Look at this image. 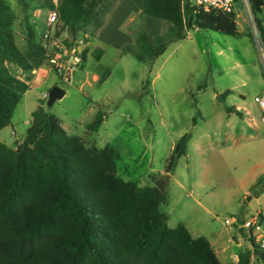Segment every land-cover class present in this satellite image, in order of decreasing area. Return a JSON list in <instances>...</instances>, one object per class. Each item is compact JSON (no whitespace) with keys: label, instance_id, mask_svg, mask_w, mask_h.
Masks as SVG:
<instances>
[{"label":"rangeland","instance_id":"374dc122","mask_svg":"<svg viewBox=\"0 0 264 264\" xmlns=\"http://www.w3.org/2000/svg\"><path fill=\"white\" fill-rule=\"evenodd\" d=\"M240 1L235 7L238 36L191 29L152 64L138 62L116 47L134 36L136 20L130 24L128 20L136 12L127 6L128 0L116 9L114 21L128 25L121 28V38L114 39V45L86 37L91 50L105 51L99 61L88 55L84 62L74 65L72 49L67 46L69 35L57 22L44 26L39 37L45 52L42 64L28 76L9 65L15 77L29 79L30 88L17 105L10 125L0 130V142L15 149L26 137L32 112L43 103L47 114L69 134L83 138L87 146L114 148L119 178L151 186L154 178L163 176L176 141L190 133L186 154L176 163L160 209L167 215L170 228L182 224L194 237L209 240L218 235L225 251L221 262L232 263L228 254H236L237 248L230 241L232 229L224 220L238 217L243 210L252 214L260 210L264 216V194L258 200L247 196L253 179L264 171V123L260 106L254 101L264 94V49L261 53L258 50L249 5ZM7 2L14 8L16 0ZM15 13L14 32L23 35L24 12L16 7ZM261 17L264 25V10ZM146 19L149 29L157 22ZM164 27L166 24L161 30ZM46 31L48 38L44 37ZM77 40L73 45L85 47L81 36ZM23 43L17 38L19 50ZM56 55H61L62 68L49 62ZM93 73L103 79L93 81ZM146 80L151 85L141 94ZM54 86L62 88L65 95L48 106L47 94ZM227 91L230 93L225 96ZM225 107L234 108L241 116L226 113ZM99 110L105 113L104 121L90 136L85 126ZM195 116L196 124L192 125ZM250 264L260 262L252 258Z\"/></svg>","mask_w":264,"mask_h":264},{"label":"trees","instance_id":"16d2710c","mask_svg":"<svg viewBox=\"0 0 264 264\" xmlns=\"http://www.w3.org/2000/svg\"><path fill=\"white\" fill-rule=\"evenodd\" d=\"M26 1L56 12L57 23L71 38L65 43L73 49L79 36L87 42V35L93 37L103 26L116 0H62L58 7L53 0ZM246 1L264 49V0ZM143 17L162 20L166 27L149 36ZM15 19L7 0H0V130L10 125L30 88L29 79L15 77L9 65L28 76L45 54L29 25L27 48L18 49ZM191 29L239 35L235 12L204 11L182 0H143L142 13L133 24V43L124 44L121 53L152 64ZM86 53H80L82 62ZM102 54L96 50L92 57L98 61ZM102 79L99 76L98 82ZM150 85L146 80L141 94ZM225 112L241 116L232 107H225ZM104 118L99 110L85 126L87 134H96ZM190 139V133H185L176 141L163 176L154 178L151 186H138L117 176L114 148L87 146L40 104L31 114L25 139L15 149L0 142V264H221L205 237H192L182 224L168 227V217L160 209ZM250 189L252 197L264 194V173ZM249 241L252 250L239 254L231 264H250L251 253L264 264V249Z\"/></svg>","mask_w":264,"mask_h":264},{"label":"crops","instance_id":"0c3cea01","mask_svg":"<svg viewBox=\"0 0 264 264\" xmlns=\"http://www.w3.org/2000/svg\"><path fill=\"white\" fill-rule=\"evenodd\" d=\"M53 1H54V4H55L56 7H58L61 4V2H62V0H53ZM122 1H124V0H117V2L115 3L113 9L111 10V12L106 16L103 26L95 33L94 37H95V39L98 42L104 41V42H106L109 45H114L115 44L114 39L121 38V31H120L121 28L122 29L123 28L127 29L125 27L128 24L132 23L134 20H136L141 15L142 7H140L139 4H140V1L143 2V0H128L129 4L127 6L129 8L133 6L135 8V12H136L135 14L136 15L135 14H131L130 15L129 20H128V24H121L120 22H115L114 20L116 19V16H117L116 15V11H117L116 9L120 5H122L124 3ZM126 4H124V5H126ZM10 6H11V4H10ZM16 7L19 8V9H22L23 12H24L23 16H24V20H25V23H26V31H24L23 35H18V34L16 35V42H17V38H19V37H21V40L24 42L23 43V48L21 50V51H24L27 48V42L25 40V37L27 36L26 35L27 34V25H29L33 29V32H34V35H35V41H36V43L39 44V37H40V33L42 32V29L44 28V26H48L47 17H48V14H49L50 11H48L47 9L41 8L36 2H28L26 0H21V2L18 3L17 0H16V4H15L14 8L11 6L12 10L14 11V14H15L16 18H17V15L15 13V8ZM44 16H45V20L43 19ZM36 18H40V20L36 21L35 20ZM154 20H156L157 22L153 23V24H150L151 26H150V29H149V27L145 25L146 22H147V19H146V17H143V26H144V29H145L146 33L149 36H156L161 31L162 26L165 24V22L162 21V20L155 19V18H154ZM40 22H42V27H39ZM127 31H128L127 34L130 35L129 30H127ZM75 41L78 42L77 39ZM131 43H133V39H131V41L129 40V42H126L125 44H131ZM123 45L124 44H120V43H117V45H116L117 49L120 50V52H121V48H122ZM75 49L79 53L80 60H81L80 53H81L82 50H86L87 51L86 58H87L88 55L91 56L94 52H96V50H102L103 54H102L101 58L105 54V51L103 49H101V48H96L94 50H91L90 47H89V41H87L85 43V47L76 46ZM66 73H67V76H68V75H70L71 71L66 70ZM67 78H69V77H67ZM38 79H40V76L38 77ZM92 79H93V81H98L99 77H98V75L96 73H93L92 74ZM64 130L67 131L66 129H64ZM263 173H264V171H262L260 173V175L263 174ZM258 176H256L253 179L252 184H253V182L256 180V178ZM247 196L248 197H252V194L248 193ZM259 198H260V196L257 197V200ZM257 212H259L261 217L264 219L262 211L258 210ZM250 214H252L250 211L243 210L239 214L238 217L240 219H242V218L244 219V218H247ZM191 236L194 237L193 235H191ZM197 237H200V236H197ZM194 238H196V237H194ZM207 240L209 241L211 247L215 251V254H216L218 260L220 262H221V259L224 260L225 251H223V249L220 247L221 238L218 235H215L212 239H210V240L207 239ZM230 241L232 243H234L236 248H237V253L236 254H232V253L228 254L229 260H231L232 263H235V262L238 261L239 254L252 250V246H251V243L249 241V238L244 233H242L240 231L231 230V232H230ZM252 258H254V256L251 253V258L250 259H252ZM221 264H223V263L221 262Z\"/></svg>","mask_w":264,"mask_h":264},{"label":"built area","instance_id":"2783aa9c","mask_svg":"<svg viewBox=\"0 0 264 264\" xmlns=\"http://www.w3.org/2000/svg\"><path fill=\"white\" fill-rule=\"evenodd\" d=\"M182 2H188L193 6L203 9L204 11H215L219 13L235 12L236 7L235 0H182ZM57 21L58 17L56 12L50 11L47 17L48 26L53 25ZM44 37H49L48 31L44 33ZM71 55H73L74 65L80 61L79 53L75 48L71 50ZM60 58L61 55H56L55 57L51 58L49 62L54 66L62 68V64L59 63ZM254 101L260 106L261 120L264 123V94L260 97H255ZM224 224L232 230H237L244 233L249 239L253 240L257 247L264 249V222L259 212L250 214L244 219H240L239 217L225 219Z\"/></svg>","mask_w":264,"mask_h":264},{"label":"water","instance_id":"95a60500","mask_svg":"<svg viewBox=\"0 0 264 264\" xmlns=\"http://www.w3.org/2000/svg\"><path fill=\"white\" fill-rule=\"evenodd\" d=\"M249 15H250V21H251V26H252V30H253V35L254 38L256 40L257 46H258V50L261 53V51L263 50V47H261V45L258 43V33H257V29L255 26V21H254V17L251 13V10L249 8ZM65 94V91L58 87V86H54L53 88H51L47 94V105L51 106L55 100L57 99H61Z\"/></svg>","mask_w":264,"mask_h":264}]
</instances>
